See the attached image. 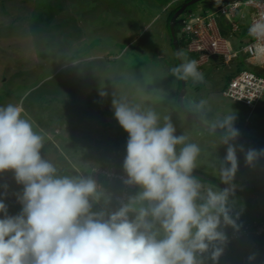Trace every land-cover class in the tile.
<instances>
[{"label": "rangeland", "instance_id": "obj_1", "mask_svg": "<svg viewBox=\"0 0 264 264\" xmlns=\"http://www.w3.org/2000/svg\"><path fill=\"white\" fill-rule=\"evenodd\" d=\"M185 1L188 0H0V107L20 106L22 118L43 137L42 157L53 163L60 175L93 177L113 196V207L116 197L127 199L138 192L136 186L123 184L128 134L114 116V99L138 105L142 111L156 112L161 125L170 121L176 135H184L186 142L200 146L194 171L220 181L218 158L225 154L220 134L198 126L177 104L180 89L172 78L175 55L167 19ZM206 4L200 0L187 7L183 15L215 12L214 3ZM216 18L222 19L223 15ZM179 20L175 26L177 38L186 40L188 35L182 37ZM248 25L249 20L246 29ZM222 37L234 51L248 43L250 35L233 33L228 28ZM182 52L185 63L186 52ZM152 60H158L156 67L151 65ZM201 60L199 69L204 80L187 79V86L191 82L200 90L188 86L195 103L189 100L187 90L184 104L199 119L212 124L229 113L235 114V110V126L241 135L264 143V94L252 111L230 101L223 96V90L232 74L223 57H213L208 63ZM165 64L169 66L168 74ZM238 64L230 61L228 65ZM102 92L106 93L103 97ZM72 103L82 107L84 114L78 116L69 110ZM239 142L245 148H261ZM238 156L236 185L248 180L264 182V160L251 169L245 166L243 154ZM113 168L122 178L111 174ZM3 184L9 186V212L16 214L20 205L11 193L21 186L15 183L12 172L0 176V185ZM240 192L235 194V200L241 212L238 222L243 227L250 225L254 214L264 217V189ZM257 234L249 231L247 239L230 241L221 257L231 259L242 253L248 258L250 245L257 244L252 263L264 264V237L257 238Z\"/></svg>", "mask_w": 264, "mask_h": 264}, {"label": "clouds", "instance_id": "obj_2", "mask_svg": "<svg viewBox=\"0 0 264 264\" xmlns=\"http://www.w3.org/2000/svg\"><path fill=\"white\" fill-rule=\"evenodd\" d=\"M189 14L197 15L180 17ZM248 32L256 41H264V15ZM177 55L183 58L185 53L181 49ZM172 71L186 80V86L188 78L204 80L195 59ZM112 106L128 134L122 165L126 178L116 175L114 168L110 172L123 184L138 188L135 196L116 197V207L113 196L93 177L60 175L42 157L43 137L22 118L20 106L0 107V176L12 172L21 186L11 193L20 211L10 214L9 186L0 185V264H238L241 256L221 257L226 247L240 237L247 239L249 231L257 234L255 228L264 223L255 214L250 225L241 227L238 222V153L243 154L245 166L254 169L264 160V148H245L239 142L237 116L227 114L212 127L221 130L219 142L225 149L216 169L224 187L205 186L193 174L201 153L198 144L176 135L170 121L161 125L152 110L142 111L138 105L116 99ZM260 236L264 232L256 237ZM248 250L251 254L240 263L253 264L257 244Z\"/></svg>", "mask_w": 264, "mask_h": 264}, {"label": "built area", "instance_id": "obj_3", "mask_svg": "<svg viewBox=\"0 0 264 264\" xmlns=\"http://www.w3.org/2000/svg\"><path fill=\"white\" fill-rule=\"evenodd\" d=\"M244 5L252 10L250 25L264 15V0H246ZM239 2L219 3L215 5L217 14L232 19ZM215 15L209 13L206 15L189 14L188 17L181 19L182 32L188 35V42L185 50L189 53H196L195 60L200 65L203 61L209 60L214 55H222L224 61H229L239 53H243L249 59L262 58L264 64V41L258 42L250 37V40L238 50L232 51L225 38L222 37L218 29ZM239 25L236 22L231 23V32H236ZM246 58V59H247ZM264 94V74H259L250 69H240L227 81L223 90V96L229 100L239 103L243 106L253 109L261 100ZM255 97L254 99H252ZM255 232H264V223L255 228Z\"/></svg>", "mask_w": 264, "mask_h": 264}, {"label": "water", "instance_id": "obj_4", "mask_svg": "<svg viewBox=\"0 0 264 264\" xmlns=\"http://www.w3.org/2000/svg\"><path fill=\"white\" fill-rule=\"evenodd\" d=\"M200 2V0H188L185 1L183 4H181L178 9L171 15L168 23V29L170 32V37L172 41V46L174 49L175 56L178 61V65L180 66L183 64L182 58L177 55V53L181 52V48L178 42L177 34L175 31L176 21L177 19L186 11L187 7L190 5ZM244 0H204L207 4H217V3H232V2H243ZM192 86V84H190ZM180 92L177 95V104L180 108V110L185 113L192 121H194L198 126L203 128L204 130L212 131L221 134V130L219 128L215 129V131L212 130L213 125L205 123L201 119H199L187 106L184 104V96L187 91L186 86V80L181 78L180 81ZM240 141L248 142L251 144H255L256 146H259L261 148H264V143H261L257 140L250 139L246 137L245 135H241L239 138ZM194 176H196L200 181L205 182L207 184H210L212 186H218V187H224L223 184H221L220 181H217L210 176H207L203 173L194 171ZM264 189V182L260 181H251V182H244L241 185H238L236 188V192L248 190V189Z\"/></svg>", "mask_w": 264, "mask_h": 264}, {"label": "crops", "instance_id": "obj_5", "mask_svg": "<svg viewBox=\"0 0 264 264\" xmlns=\"http://www.w3.org/2000/svg\"><path fill=\"white\" fill-rule=\"evenodd\" d=\"M251 14H252V10H251L250 7L241 5V6H239L237 8L236 14H235V16L232 19H228V18H226V16H223L222 19L217 18V26H218V29L220 31V34L223 36V33L228 28L231 30V23L232 22H236L239 25V28H238L237 31H239L240 33L248 32V29L249 28L246 29V23L248 22V20H249V23H250ZM250 37H249V40H250ZM216 56H219V55H214L211 58L216 57ZM246 58H247V56L245 54L239 53L235 57H233L231 60H229L228 62H225V64H227L226 67L228 68V70H230V74H232L231 76H233L240 69H243V68L250 69L251 67L252 68H256L257 69L256 70L257 73L264 74V64L261 65L263 63L262 62V58H254V59H249V58L246 59ZM245 60L247 61V63H246ZM208 61H207V63H208ZM230 61H236V62H239V64L236 65L235 67L234 66H230V65H228ZM244 65H247L248 67H243ZM192 86H193V90H196V91H199L200 90L199 85H192ZM191 90L190 91L188 90V92L190 93ZM189 93H188V95H191L192 96V98L190 96L189 100L191 99V101H193V103H195V101L193 100V94H191V93L189 94ZM185 94H187V92ZM254 109H256V107ZM223 112L224 113H227L225 110H223ZM233 112H235V114H238L235 110ZM207 123L208 124H212V123H209V122H207ZM212 125H214V124H212Z\"/></svg>", "mask_w": 264, "mask_h": 264}, {"label": "trees", "instance_id": "obj_6", "mask_svg": "<svg viewBox=\"0 0 264 264\" xmlns=\"http://www.w3.org/2000/svg\"><path fill=\"white\" fill-rule=\"evenodd\" d=\"M172 13H173V11L171 12V15H172ZM170 15V16H171ZM170 16H169V18L167 19V23L169 22V19H170ZM182 37H184L183 35H182ZM179 40H181L182 42H180ZM178 41H179V45H180V47H181V49L183 50V51H185L186 52V50H185V48H186V43L188 42V40L189 39H179ZM172 50H173V53H174V49H173V46H172ZM174 55H175V53H174ZM186 57H187V60H191V59H195L196 57H197V54L196 53H189V52H186ZM153 61V62H152ZM150 63H151V65H152V63L154 64V66L156 67L157 65H155V63H157V62H155V61H158V60H152ZM174 65H175V67H178V61H177V58H176V56H174ZM165 66L167 67V72H166V74H168V71H170L169 70V66H167V64H165ZM172 78H173V80L176 82V84H177V88H178V90L180 89V77L179 76H177L174 72H173V74H172ZM74 102V101H73ZM69 110H73V111H75V113L79 116V115H82V114H84V110H83V108L82 107H80V106H77L76 104H73L72 103V105L69 107ZM241 192H236L235 194H240ZM257 217V216H256ZM263 219L264 218H262L261 216H258L257 217V220L259 221V222H262L263 221ZM247 246H245V249L247 250V248H246ZM248 251V250H247ZM230 253H232V252H230ZM239 256H241V258H238L237 260H238V264H243V263H240V261H244L243 260V258H244V256L245 255H242V253H240L239 254ZM246 261H248V259H246Z\"/></svg>", "mask_w": 264, "mask_h": 264}]
</instances>
